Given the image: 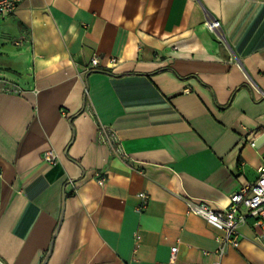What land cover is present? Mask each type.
I'll return each mask as SVG.
<instances>
[{
  "label": "crops",
  "instance_id": "obj_1",
  "mask_svg": "<svg viewBox=\"0 0 264 264\" xmlns=\"http://www.w3.org/2000/svg\"><path fill=\"white\" fill-rule=\"evenodd\" d=\"M0 76L22 89L0 92L3 263L264 264L251 218L219 257L185 203L224 207L264 164V0H20Z\"/></svg>",
  "mask_w": 264,
  "mask_h": 264
},
{
  "label": "built area",
  "instance_id": "obj_2",
  "mask_svg": "<svg viewBox=\"0 0 264 264\" xmlns=\"http://www.w3.org/2000/svg\"><path fill=\"white\" fill-rule=\"evenodd\" d=\"M20 0H0V17L10 15L15 11ZM209 29H215L220 26L217 20H209L205 23ZM115 57L110 58V63L115 62ZM99 64L98 56L91 58L87 70L97 67ZM0 92L21 93L22 89L14 82L0 76ZM96 141L105 145L113 156L119 158L124 164L129 165L132 158L127 154L126 149L118 133L103 122H99L96 131ZM250 145H254L253 139H249ZM44 159L49 163H54L55 155L52 152H45ZM257 180L255 182L243 183L237 190L229 195L228 204L221 208H213L208 201L185 198L186 213L202 217L207 223L219 229L222 233L216 235L218 242L217 254L219 257L226 254V250L231 247H238L240 243L239 227L245 223L247 218H251L255 228L256 239L264 237V164L257 168ZM101 185L104 183V177L98 179ZM137 196L141 200L139 210H144L148 203V195L139 192ZM138 237L136 236V239ZM177 246L170 248V261L173 262L176 256ZM0 264H5L0 259ZM212 264H219V261Z\"/></svg>",
  "mask_w": 264,
  "mask_h": 264
},
{
  "label": "trees",
  "instance_id": "obj_3",
  "mask_svg": "<svg viewBox=\"0 0 264 264\" xmlns=\"http://www.w3.org/2000/svg\"><path fill=\"white\" fill-rule=\"evenodd\" d=\"M102 71L107 72L106 70H102Z\"/></svg>",
  "mask_w": 264,
  "mask_h": 264
},
{
  "label": "water",
  "instance_id": "obj_4",
  "mask_svg": "<svg viewBox=\"0 0 264 264\" xmlns=\"http://www.w3.org/2000/svg\"><path fill=\"white\" fill-rule=\"evenodd\" d=\"M42 264H45V261Z\"/></svg>",
  "mask_w": 264,
  "mask_h": 264
}]
</instances>
